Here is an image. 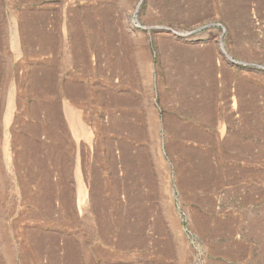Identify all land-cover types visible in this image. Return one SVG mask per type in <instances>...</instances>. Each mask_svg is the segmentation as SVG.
Instances as JSON below:
<instances>
[{
	"label": "rangeland",
	"instance_id": "374dc122",
	"mask_svg": "<svg viewBox=\"0 0 264 264\" xmlns=\"http://www.w3.org/2000/svg\"><path fill=\"white\" fill-rule=\"evenodd\" d=\"M0 264H264V0H0Z\"/></svg>",
	"mask_w": 264,
	"mask_h": 264
},
{
	"label": "water",
	"instance_id": "95a60500",
	"mask_svg": "<svg viewBox=\"0 0 264 264\" xmlns=\"http://www.w3.org/2000/svg\"><path fill=\"white\" fill-rule=\"evenodd\" d=\"M141 3V2H140ZM139 6H140V4L137 6V8H136V10H135V12H134V14H133V21L134 22H136L138 25H139V21H138V18H137V11H138V9H139ZM213 25V24H212ZM183 35L185 34V33H182Z\"/></svg>",
	"mask_w": 264,
	"mask_h": 264
}]
</instances>
